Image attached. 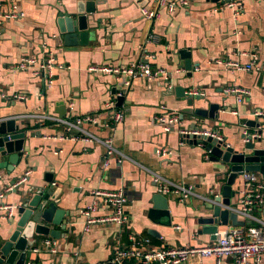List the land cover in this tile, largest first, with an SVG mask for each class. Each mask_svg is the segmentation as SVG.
<instances>
[{
  "label": "crops",
  "instance_id": "0c3cea01",
  "mask_svg": "<svg viewBox=\"0 0 264 264\" xmlns=\"http://www.w3.org/2000/svg\"><path fill=\"white\" fill-rule=\"evenodd\" d=\"M78 1L89 0H0V13L10 11L13 4L23 13L21 19L5 23L0 32V120L29 116L27 120H16V125L27 135L35 134L25 141L23 156L12 170L0 167V193L28 173L24 185L51 186L60 199L57 206L70 215L67 232L56 240L58 253L29 252L26 263L104 264L113 259L116 249L128 245V234L148 238L155 248L210 244L213 241L202 234L197 222L203 216L200 206L205 197L220 191L226 174L219 162L205 159L200 144L180 142L177 131L164 132L154 117L164 115L160 109L164 107L168 114L175 113L180 119L182 115L180 127L189 129L191 121L182 114L186 107L173 92L175 86H181L186 92L195 91L205 97L194 108L208 110L210 104L219 105L214 119L194 121L198 131L216 132L235 149L246 130L254 133L245 124L255 112H264V0H240L237 11L220 8L218 2L189 0L187 8L171 14L159 8V16L151 22L142 17L140 7L154 9V0H97L95 12L88 17L95 32L89 45L56 46L58 15L74 12ZM150 35L156 41L150 42ZM179 50L189 52L196 65L189 78L178 65ZM141 53L152 57L151 68L164 70L169 82L132 79L118 107L124 112V120L109 131L103 126L104 106L119 91L121 82L114 75L93 73L89 68L126 66ZM48 54L55 56L56 63L49 86L31 70H15L23 57L41 60ZM251 55L255 56L258 71H236L225 65H246L253 61ZM229 88L247 90L249 94L238 103L234 95L224 94ZM12 95L24 99L12 100ZM58 103L65 105V119L97 117L96 125L83 124V128L100 139H112L120 155L110 159L107 170L102 167V145L62 138V125L31 117L58 116ZM163 151L168 154L162 156ZM7 159L0 158V164ZM46 174L51 175V184L44 181ZM155 176L163 186L193 187V195L185 203L167 196L168 218L148 216L150 198L158 193ZM120 189L127 198L124 213L128 223L123 227L99 223L86 226L82 211L92 203L93 192ZM241 199L239 195L236 205ZM15 201L13 191L4 193L0 205L14 208ZM3 215L0 211V238L7 227ZM107 215L101 208L91 217ZM229 228H219L218 236H224ZM44 238L29 240V247H40ZM189 264H215V260L193 259ZM223 264H232V259H224ZM250 264H264V256L259 263L251 260Z\"/></svg>",
  "mask_w": 264,
  "mask_h": 264
},
{
  "label": "built area",
  "instance_id": "2783aa9c",
  "mask_svg": "<svg viewBox=\"0 0 264 264\" xmlns=\"http://www.w3.org/2000/svg\"><path fill=\"white\" fill-rule=\"evenodd\" d=\"M240 0H218L220 8H240ZM155 8L147 9L140 7L142 17L151 22L159 16V8H162L168 14L173 13L176 9L187 8L190 4L189 0H154ZM23 17V13L18 9L17 5L13 4L11 10L8 12L0 13V32L2 26L9 21H16ZM1 34V33H0ZM149 41L154 42L156 38L154 35L149 36ZM53 54H48L46 58L36 60L30 57L21 58L19 64L16 65L15 70L26 71L31 70L33 75L41 77L47 82V86L51 84V71L55 68ZM253 61L246 65L237 63L225 62L236 71H258V66L254 63L255 56L251 55ZM151 56L141 53L137 60L130 62L126 66L120 67H90L89 71L93 73H105L107 75H114L121 82L119 91L114 95V98L105 104V119L103 126L112 131L115 125H118L124 120V112L117 106V98L122 97L127 91L130 81L132 79L141 78L146 82H159L167 81V74L162 69H152L149 60ZM221 64V61H217ZM36 65V66H35ZM61 68V66H59ZM171 90L170 86H167ZM225 95H234L236 102L241 103L243 97L249 93L247 90L229 88L223 91ZM191 95H198L195 91H190ZM12 100H22V96L12 95ZM164 115H157L154 121L160 124L164 132L170 133L177 131L178 135L184 137L185 135H198L210 137L216 141L222 142L223 138L216 132L209 131H192L188 132L180 130V121L175 113L168 114L164 107L160 108ZM254 116H264V112L258 111L253 114ZM29 117V116H26ZM32 118H41L43 121L57 123L63 126L64 136L71 140H81L88 143L100 144L105 148V160L102 164L104 170L109 167L110 159L114 155H120L112 143L110 136L106 139H100L95 135L89 133L83 128V124L96 125L97 117L88 115L74 119H61L56 115L44 116H31ZM41 124V123H40ZM245 136L255 137L256 133H248L247 130L243 133ZM184 140V141H183ZM180 142H185V138ZM159 153V152H157ZM168 152H161L165 156ZM210 152L205 151V159H209ZM28 173L20 178L15 184L8 187L4 193L12 192L17 186L26 181ZM243 184L241 189L242 199L237 205L235 211L241 215V218L250 223L242 227H231L227 230L224 236L216 235V240L206 246H184L180 248H155L150 244V240L146 237H137L133 234H128V245L124 248H119L114 251V257L110 261L111 264H122L123 262H131L133 264H189L193 259L212 258L215 264H223L224 259L231 258L232 264H250L253 260L259 263L264 256V220L260 216L254 215L256 208H261L264 205V184L259 177L252 173L243 174ZM154 181L158 183V193L165 196H174L179 203H185L189 196L193 195V187H184L179 185L163 184L158 176H155ZM4 193H0V203L4 197ZM127 204V198L123 189L117 191H101L96 190L93 192V201L90 205L86 206L82 211L85 218L86 226L96 223L99 224H114L117 227H123L128 223L126 214L124 213V206ZM105 209L108 213L107 216L93 219L92 213L97 212L99 209ZM0 211L4 213L3 218L9 219L14 211L13 206L0 205ZM57 241L45 237L41 241L40 247L31 249V253L39 254L42 252L50 255L58 253ZM27 264V263H26ZM31 264V263H28Z\"/></svg>",
  "mask_w": 264,
  "mask_h": 264
},
{
  "label": "water",
  "instance_id": "95a60500",
  "mask_svg": "<svg viewBox=\"0 0 264 264\" xmlns=\"http://www.w3.org/2000/svg\"><path fill=\"white\" fill-rule=\"evenodd\" d=\"M96 1H78L74 12L58 15L56 28L59 40L55 41L56 46L75 48L89 45L94 39L95 32L94 28H90L88 24V17L95 12ZM208 1L218 2V0ZM176 56L179 59V67L187 72L188 78L191 77L196 65L193 66L190 53L186 50H179ZM168 82L167 80L166 83ZM173 92L177 101L182 102L186 107L182 110V114H186L191 121L188 130L179 126L180 130L197 131L195 120L216 117L219 110L218 104H210L208 110H203L199 106V108H194L195 103L199 104L198 102H201L204 96L191 95L181 86H175ZM114 93L115 90H113ZM123 100V97L117 98L118 107L123 104ZM56 107H61L56 114L64 119L67 112L65 105L58 103ZM28 118L23 116L0 120V158L8 157L6 162L0 164V167L12 170L11 167L16 166L23 156L27 138L35 137L34 133L27 135L23 128L16 125V120H27ZM182 119L181 115L179 121ZM245 126L256 133V136L242 134L238 149L228 146L224 141L219 142L210 137L179 135L180 140L186 139L185 143L200 144L205 151H209V160L219 162L226 174L225 184L220 191L205 197L200 206L203 216L197 222L202 227V234L209 235L211 241L216 240L219 228L242 227L250 223L242 220L241 215L235 211L237 198L241 195L239 188L242 189L243 174H255L264 184V116H254L253 119L246 121ZM44 181L51 184V175L46 174ZM13 193L16 195V204L12 216L7 219L5 235L0 238V264H26L31 251L29 240H35L38 236L58 240L63 237V233H66L69 227V211L57 206L60 199L57 198L51 186L48 188L41 185L26 186L23 183L17 186ZM168 202L167 196L159 193L153 194L150 198L152 208L148 216L156 219L168 218ZM259 216L264 220V205L260 208Z\"/></svg>",
  "mask_w": 264,
  "mask_h": 264
},
{
  "label": "rangeland",
  "instance_id": "374dc122",
  "mask_svg": "<svg viewBox=\"0 0 264 264\" xmlns=\"http://www.w3.org/2000/svg\"><path fill=\"white\" fill-rule=\"evenodd\" d=\"M259 214H260V209H259V208H256V209L254 210V215H255V216H259Z\"/></svg>",
  "mask_w": 264,
  "mask_h": 264
}]
</instances>
